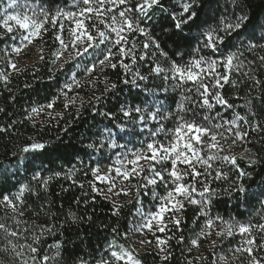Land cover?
<instances>
[{"label":"snow or ice","instance_id":"obj_1","mask_svg":"<svg viewBox=\"0 0 264 264\" xmlns=\"http://www.w3.org/2000/svg\"><path fill=\"white\" fill-rule=\"evenodd\" d=\"M230 4L231 10L226 0L221 11L220 0H75L73 7L77 10L53 11L52 7L45 8L43 3L33 8L27 3L22 5L21 0H7L6 5L0 9V39L19 40L21 43L27 41L30 44L34 37L46 30L47 24L50 23L53 28L58 26L55 35L60 45V50L55 53L57 60L69 49V43H65L61 35L64 25L60 20H71L74 27H69L68 35L73 51L64 61L65 64H72V69L69 70L71 82L65 83V88L69 91L74 85H80V80L77 79V70L81 67L79 58L85 56L91 59L89 64L83 66L84 74L92 75L97 66L115 69L119 65L124 69L125 78L122 83L137 90L139 98L131 102L123 101L118 114L111 111L102 113L112 123L96 134V141L86 145L93 153L100 151L102 155L104 150H111L115 157L112 166L106 170L99 167L88 169L97 181L109 185L105 198L108 193H113L117 180L122 179L128 181L130 187L120 188L115 195H129L132 188H135L139 203L140 190H147L151 186L153 199L162 201L158 211L140 213L141 219L135 226L136 231L147 229L163 233L168 223L174 224L179 231L182 220L177 213L184 209L185 202L198 205L200 214L207 215L219 192L208 178L224 181L229 179L228 172L222 167H216L214 175L213 171H209L213 169V162L234 166L237 164L236 156L223 154L224 143L230 138L232 145L244 140L249 133L242 129L241 121L244 124L248 121L239 113H234V118L227 119L215 111L217 106L235 107L219 91L223 84L229 83L228 75L219 74L216 69L219 65L226 70L235 67L239 71L244 66L241 57L245 52L252 53L256 49L264 52V22L250 23L251 17L245 10V0H230ZM29 12L32 14L29 15ZM96 21L103 25V30L97 26ZM136 34L143 37L139 52L135 51L137 44L134 41L128 47L129 37ZM12 50L19 52L21 49L17 45ZM128 59L131 64L125 62ZM257 59L264 65V54ZM137 60L150 62L147 74L138 70L131 71V65L136 64ZM254 63V60L248 61L249 65ZM8 64L13 69L17 68L11 61ZM60 71H64L63 65ZM4 80L7 82V77ZM157 80L160 83H156ZM256 83L259 84L260 81L256 80ZM117 87L116 83H112L106 85L104 91H113ZM169 91L178 93L179 99H172V103H169ZM62 94L67 98L66 93ZM54 103L55 101L48 103L46 108H53ZM245 104L249 109L253 107L251 99L246 100ZM32 111L36 112L38 109L33 108ZM169 120L174 122V127H166L164 122ZM259 129L260 125H257L254 130ZM133 138H139L140 144L129 149L128 144L133 142ZM44 148L43 143H32L23 147L22 151L27 154ZM260 162V157L254 155L248 159V166ZM169 163L170 167H166ZM113 171L115 176L111 175ZM246 175L244 170H239L237 179L224 189L225 194L231 195L233 199L236 194L246 199L255 196L264 204V200L260 199L264 198V188L258 194L251 193L250 186H245L242 182ZM7 179L9 177H4L5 181ZM32 179L44 187L48 185V180L37 176L35 172ZM132 179L138 182L132 184ZM158 181L165 187L164 194L155 191ZM16 187L17 191L4 193L0 197V204L22 216L24 193L31 188L30 184ZM79 187L83 189L84 185L80 184ZM90 187L94 192L100 191L95 184L90 183ZM144 194L149 193L145 191ZM118 212L117 208L113 215H118ZM166 212L171 215L165 222ZM88 219L91 220V217ZM217 221L224 224L223 217L207 218L198 237L209 236L211 233L208 230L214 229ZM16 223L20 225L23 222L17 220ZM55 227L54 224L41 226L40 235L31 234L30 243L19 244L9 239V247L4 251L10 252L18 264H59L62 258L61 242L49 244L48 251L45 252H41L39 248L40 237L54 233ZM252 227L251 224L239 222L227 223L215 235L218 239L232 237L238 229L241 236L248 234L250 237ZM256 227L264 231V224ZM0 231L6 237L18 240L29 229L10 231L5 223L0 222ZM112 232L116 234L119 229L112 228ZM28 238L24 236L25 240ZM168 239H172V236ZM183 241L184 237L181 236L178 242ZM107 243V249H100L102 255H93L90 260L80 257L78 264H140L130 253L116 250L111 241ZM156 243L161 246L158 250L163 253L162 259L167 261V241L158 239ZM216 243V240L212 241L213 247ZM257 243L253 238H247L244 239L245 247L229 248V251L234 256L235 253H247L250 257L249 264H264V258L253 255V246ZM191 244L198 246L197 239H192ZM259 247L264 248V244ZM218 259L225 260L226 257Z\"/></svg>","mask_w":264,"mask_h":264},{"label":"trees","instance_id":"obj_2","mask_svg":"<svg viewBox=\"0 0 264 264\" xmlns=\"http://www.w3.org/2000/svg\"><path fill=\"white\" fill-rule=\"evenodd\" d=\"M74 2L75 0H21L22 5L27 3L37 7L43 3L45 8L52 7L53 11L77 10L73 7ZM225 2L226 0H220L221 11ZM245 2L247 5L245 10L251 17L250 23L264 22V0H245ZM6 3L7 0H0V9ZM228 3L231 10L230 0ZM105 19L107 21V17ZM68 21L60 20L64 25V32L61 35L63 38L66 37L65 41L70 38ZM96 23L103 30V25L98 21ZM57 31L58 26L53 28L50 23L46 25V30L36 40L42 50L43 59L35 66L18 72H12L6 61L1 62L11 54L18 41L0 39V109H2L0 111V197L4 193L17 191V185L30 184L31 188L24 193L22 216L0 204V222L5 223L10 231L29 229V232H25L18 240L6 237L0 231V264H18L10 252L4 251L9 247L7 240L11 239L19 244L30 243L31 234L40 235L41 226L53 224L56 225L54 233L41 236L39 248L41 252H45L48 251L49 244L61 242L62 258L59 264H78L80 257L90 260L93 255H102L100 249H107V241H111L116 250L130 253L135 260L140 261V264H188V262L249 264L250 257L247 253H235L234 256L233 252L229 251V248L245 247L244 239L247 238H253L258 242L253 246V255L264 258V248L259 247L260 244H264V231L256 227L264 224V204L255 196L246 199L236 194L233 199L224 192V189L231 185V181L237 179L239 170L247 173L242 178V182L245 186H250L251 193L258 194L261 188H264V65L257 59L264 52L260 49L252 53L245 52L241 57L244 66L239 71L235 67L226 70L219 65L216 69L217 73L228 75L229 83L223 84L219 91L235 107L217 106L215 111L220 112L227 119L234 118V113L244 116L248 123L244 124L241 121V127L248 131L249 135L234 145L231 144V138L224 143L223 154L236 156L235 166L221 164L219 161L213 162V169L209 171L222 167L228 172L229 179L224 181L208 178L219 192L207 215L200 214L198 205L185 202L184 209L179 212L182 220L180 230L177 231L174 224L168 223L165 232L159 235L167 241L165 247L169 252V259L165 261L161 252L150 250L139 253L133 248V226L137 213L141 208H151L153 212L156 210L151 186L147 190H140L139 203L134 193L133 197L119 200L116 204L105 198L101 191L94 192L90 187L91 183L100 189L88 169L99 167L106 170L112 166L115 157L111 150H104L102 155L100 151L93 153L86 145L96 141V134L112 123L102 113L111 111L118 114L123 101L131 102L139 98L137 90L122 83L125 78L124 69L119 65L115 69L97 66L92 75L84 74L83 66L89 64L91 59L87 56L79 58L81 67L77 70L79 73L77 79L80 80V85H74L71 91L66 89L65 83L71 82L69 70L72 69V64L63 63L64 71H60L62 65L56 63L55 53L60 50L59 41L55 39ZM259 34L257 29V35ZM133 41L137 44L135 51L139 52L143 37L138 34L131 35L128 47ZM169 51L171 52L170 49ZM160 60L163 62L162 57ZM252 60L255 63L249 65L248 61ZM125 62L131 64L130 59ZM149 63V61L137 60L136 64L131 65V71L138 70L147 74ZM4 77H7V82ZM256 80L260 83H256ZM211 82L209 79V83ZM112 83L118 85L117 89L105 92L106 85ZM156 83L160 81L157 80ZM62 93H66L67 98ZM168 95L171 97L169 103H172V99H179L178 93L169 91ZM248 99L253 101L251 109L245 104ZM52 101H55L54 107L46 108V105ZM33 108L38 111L33 112ZM164 123L168 128L175 126L171 120ZM257 125H260V129L254 130ZM32 143H43L45 148L23 153V147ZM139 144L140 139L133 138L128 148L133 149ZM254 155H258L261 162L249 167L248 159ZM165 166L170 167V163ZM34 172L37 176L48 180L47 187L32 179ZM4 177L9 179L5 181ZM137 182L136 179L133 180L134 184ZM80 184L84 185L83 189L79 187ZM159 184L161 183L158 181ZM145 191L149 194L145 195ZM260 199L264 200V198ZM117 208L118 215H113ZM216 216L223 217L224 224L217 221L215 228L208 230L211 233L209 236L198 237L206 219L209 217L214 219ZM81 217L83 219H80ZM88 217H91V220ZM17 220L23 223L17 225ZM233 222L251 224L253 226L251 236L249 237L248 234L241 236L237 229L232 237L218 239L215 232L220 231L227 223ZM112 228H118L119 232L114 234ZM24 236H28V240H25ZM169 236H172V239L169 240ZM181 236L184 237L183 243L178 242ZM192 239H197L198 246L191 244ZM213 240L217 241L215 247L212 245ZM221 256H225L226 259L219 260Z\"/></svg>","mask_w":264,"mask_h":264},{"label":"rangeland","instance_id":"obj_3","mask_svg":"<svg viewBox=\"0 0 264 264\" xmlns=\"http://www.w3.org/2000/svg\"><path fill=\"white\" fill-rule=\"evenodd\" d=\"M30 7L35 8L36 6H32L31 4H28ZM27 10V9H25ZM29 15H31L32 13L29 12ZM70 26L74 25L72 24L71 20L68 21ZM43 33V31H42ZM41 33V35H42ZM40 36L38 37H34L32 39V43H28L27 41H24L23 43H21L19 40L18 41V46L20 47V51L19 52H14L13 50L11 51V54L9 56L6 57V59L2 60L1 62L6 61L7 63L9 61H11L12 63H15L17 68L13 69L9 66L10 70L12 72H18L20 70L35 66L36 64H38L42 59V50L38 47V44L36 43V40L39 39ZM66 39V37H64ZM65 43H69V49L68 51H65L63 53V55L60 57L59 60H56V63L59 65H62L64 63L65 60L68 59L69 55L71 54V46H70V38L68 41H65ZM16 45V46H17ZM14 46V47H16ZM9 65V64H8ZM141 163H144L143 161ZM111 175L115 176V172L113 171L111 173ZM133 180H131V183H133ZM96 183L99 185L100 187V191L102 193V195L105 197V193L107 192V188L109 187V185L107 183H101L99 181L96 180ZM122 187H130L129 182L128 181H123L122 179H118L117 180V187L113 190V193H108L107 195V199L111 200L114 204H116L119 200L125 199V198H130L134 196L135 193V188H132L131 190V194L129 195H124L123 193H121L119 196L115 195L114 193L116 191H119L120 188ZM158 194H164L165 193V187L163 186V184H159L157 186V190H155ZM182 199V198H181ZM162 203V201L158 200V199H153V204H154V208L156 209L155 211L159 210V204ZM3 205V204H2ZM4 208L11 210V208L6 207L3 205ZM149 211H153L151 208H141L140 211L137 213V218L136 221L134 223L133 226V237H134V244H133V248L134 250H136L139 253H145L147 251H158L159 252V247L156 241L158 239H164L159 237L160 233L159 231H149L147 229H144L142 231H136L135 230V226L137 224L138 221H140L141 219V212L147 213ZM180 212V211H179ZM179 212L177 213V215H179ZM171 213L166 212L165 213V222L167 221V217L170 216ZM154 223H158V222H154ZM161 226H163V224H161ZM165 240V239H164ZM143 241V243L141 242Z\"/></svg>","mask_w":264,"mask_h":264}]
</instances>
